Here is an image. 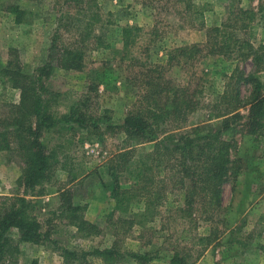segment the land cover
<instances>
[{"label": "trees", "instance_id": "16d2710c", "mask_svg": "<svg viewBox=\"0 0 264 264\" xmlns=\"http://www.w3.org/2000/svg\"><path fill=\"white\" fill-rule=\"evenodd\" d=\"M54 1L58 8L50 39L52 62L36 66L28 74L21 63L0 62V75L19 92L17 103L6 104L0 114V152L18 160L17 184L23 189V196L8 198V208L0 209V264H18L19 245H37L42 240L40 223L31 214V201L26 196H43L56 171L66 169L59 156L65 157L62 150L68 141H51L54 136H77L76 131L85 140L114 137L117 133L123 135V140L102 166L107 177L102 189L113 203L106 221L114 229L115 240L109 247L91 252L66 251V263L67 259L91 255L105 264H151L164 248L159 247L160 237L149 230L163 224L166 211L174 224L175 220L195 224L202 221L211 226L220 222L224 185L239 173L238 160L232 156L235 142L226 138V133L240 126L256 141L264 140V42L257 43L253 38L256 13L230 5L227 17L206 29L204 43L167 50L164 64L151 62L148 55L150 45L159 38L155 30L147 46L140 49L143 29L138 25L119 28L121 49L116 53L122 61L129 59L127 68L133 73L138 69L132 81L139 95L123 124L114 125L105 112L89 110L86 96L69 90L64 95L69 102L48 86L56 69L80 71L88 50L111 49L101 31L109 21L103 18L99 0ZM141 1L157 4L161 12L178 16L192 28L205 27V10L195 0ZM3 11L13 16L15 24L24 23L25 12L17 4H8ZM134 49H140L142 58L129 57ZM206 58L249 62L252 69L245 74L236 66L225 76L220 97L205 104L200 100L199 84L192 86L190 79L169 75L173 68L185 71ZM245 85L249 94L243 98ZM60 106L66 108L64 112L59 111ZM245 109L244 116L241 112ZM198 111H204L205 122L188 127V117ZM146 144L151 145L149 149L144 148ZM176 192L181 195V204L166 210L169 197ZM12 232L17 233V240L11 237ZM132 232H137L141 250L123 249L124 237ZM187 241L189 246L177 240L169 251V264H193L192 253L196 254L195 261L200 250L210 245L211 233L194 234Z\"/></svg>", "mask_w": 264, "mask_h": 264}, {"label": "rangeland", "instance_id": "374dc122", "mask_svg": "<svg viewBox=\"0 0 264 264\" xmlns=\"http://www.w3.org/2000/svg\"><path fill=\"white\" fill-rule=\"evenodd\" d=\"M195 2L203 5L205 10L203 29L192 28L178 16L161 12L157 4L148 5L141 0H99L103 18L109 21V25L103 26L101 31L111 49L88 50L80 71L56 69L48 79V86L59 93L62 100H68L64 95L69 90L86 96L89 98L90 111L97 110L99 114L105 112L112 124L121 125L127 111L138 98L139 88L132 81L138 69L133 73L127 68L129 59L122 61L116 53V50L121 49L119 28L140 26L143 29L138 43L140 49L141 46H147L150 33L152 29L155 30L159 38L155 44L150 45L148 55L151 62L164 64L167 50L204 43L206 29L214 22L224 20L231 5L234 9L254 10L256 18L251 29L253 38L257 43L264 42V0ZM12 3L24 10L23 24H15L13 17L3 11L6 5ZM55 4L54 0H0L2 64L21 63L23 72L28 74L36 66L52 62L50 39L54 34L55 12L58 8ZM108 14L110 16L106 18ZM140 49H134L135 53L129 57L142 58ZM236 66L245 74L252 69L249 62L235 63L221 58H206L197 62L195 67H187L185 71L173 68L169 76L190 79L192 86L199 84L197 90L200 92V100L206 104L220 97L226 82L225 76L232 73ZM241 94L246 98L249 87L243 86ZM18 98L19 92L12 88L6 77L0 75V114L6 104L17 103ZM65 109L64 106L59 107L60 112ZM241 113L245 116L246 109ZM205 120L204 111H198L188 117L187 126L199 125ZM76 133L77 136L53 137L51 144L68 141L62 150L65 157L59 156L60 164L66 166V169L56 171L43 196H26L31 201V214L40 223L42 240L37 245L20 244L18 264H105L91 255L78 260L67 259L66 263L65 252H91L93 249L107 248L115 240L114 229L106 221L113 203L102 189V184L107 181L102 166L118 150L123 135L117 133L114 137L85 140L82 133ZM247 133L240 126L226 133V138L230 137L235 142L232 156L238 160L239 173L235 180L229 179L224 185L222 210L218 213L220 222L211 226L202 221L195 224L175 220L174 224L173 217L166 211L163 226H151L152 230H149L160 237L159 247L164 248L159 258L151 264H169V251L177 240L189 246V237L209 233L212 240L210 245L200 250V256L195 261L196 254L192 253L193 264H264V140L256 141L254 135ZM150 146L146 144L144 148L149 149ZM19 176L18 160L10 153L0 152V209L8 208V198L23 196V189L17 184ZM181 200L180 193L172 194L165 209L179 206ZM75 214L78 219L73 218ZM82 221L83 226L77 228L76 224ZM137 236V232L125 236L123 249L141 250ZM11 237L17 240L18 235L12 232ZM117 264L133 263L121 261Z\"/></svg>", "mask_w": 264, "mask_h": 264}, {"label": "crops", "instance_id": "0c3cea01", "mask_svg": "<svg viewBox=\"0 0 264 264\" xmlns=\"http://www.w3.org/2000/svg\"><path fill=\"white\" fill-rule=\"evenodd\" d=\"M12 16V15H11ZM13 17V16H12ZM13 22H14V19H13ZM18 25V24H17Z\"/></svg>", "mask_w": 264, "mask_h": 264}]
</instances>
